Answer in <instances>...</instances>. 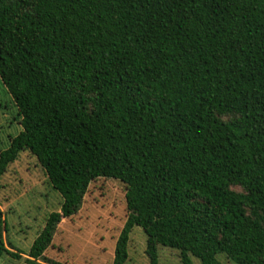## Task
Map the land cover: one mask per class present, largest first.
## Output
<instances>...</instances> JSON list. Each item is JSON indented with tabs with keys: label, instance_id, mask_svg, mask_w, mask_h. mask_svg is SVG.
<instances>
[{
	"label": "trees",
	"instance_id": "obj_1",
	"mask_svg": "<svg viewBox=\"0 0 264 264\" xmlns=\"http://www.w3.org/2000/svg\"><path fill=\"white\" fill-rule=\"evenodd\" d=\"M0 78V179L29 151L61 196L31 264L100 177L125 185L113 264L134 226L149 264H264V0H0Z\"/></svg>",
	"mask_w": 264,
	"mask_h": 264
},
{
	"label": "rangeland",
	"instance_id": "obj_2",
	"mask_svg": "<svg viewBox=\"0 0 264 264\" xmlns=\"http://www.w3.org/2000/svg\"><path fill=\"white\" fill-rule=\"evenodd\" d=\"M15 107L0 78V149L8 136L20 129ZM0 232L8 249L19 254H3L0 264H31L28 250L42 230L47 215L58 211L60 194L55 191L35 156L21 151L0 179ZM125 221V185L117 178H97L90 182L80 208L62 217L43 253L40 264H113L116 239ZM146 234L139 226L131 230L128 258L123 264H149L145 253ZM158 264H183L176 249L158 246ZM193 264L199 260L191 257ZM220 264H235L218 254Z\"/></svg>",
	"mask_w": 264,
	"mask_h": 264
}]
</instances>
